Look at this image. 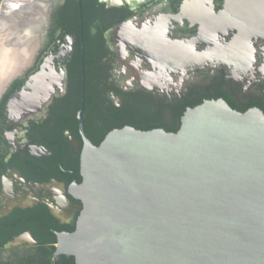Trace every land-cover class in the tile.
<instances>
[{
	"label": "flooded vegetation",
	"instance_id": "af4514ba",
	"mask_svg": "<svg viewBox=\"0 0 264 264\" xmlns=\"http://www.w3.org/2000/svg\"><path fill=\"white\" fill-rule=\"evenodd\" d=\"M45 2L46 15L34 20L38 32L33 44L30 42L32 55L0 89V102L6 97L4 118L0 120V218L19 213L17 210L44 206L59 225L74 230L80 202L69 195L68 187L74 180L80 182L71 166L77 158L79 174L82 140L74 113L75 106L79 107L81 71L78 79L72 62L73 58H80V68L81 47L84 133L87 126L100 131L118 113L127 114L124 119L119 116L116 124L127 118L151 120L159 112V120L153 123L176 125L173 109L209 99L219 92L226 93L237 110L264 109V76L253 77L258 74L251 75L249 68L231 74L222 66L199 68L178 90L147 87L142 82L154 69L161 70L163 66L165 72V68H170L168 62L162 65L160 58H200L206 52V57L211 58L224 54L227 58H254L253 70L264 58V0ZM62 48L66 51L59 55ZM212 49L220 52L212 55ZM49 54L58 56L53 68L63 73L62 87L55 89L40 111L10 118L5 107L7 99L41 69ZM153 58L159 59L156 64ZM138 59L142 61L135 62ZM78 83L77 95L74 89ZM217 98L227 102L223 96L214 99ZM75 122L77 135L72 131ZM51 207L58 216L52 214ZM37 219L40 221V215ZM71 231L54 230V234L56 237L59 232ZM26 232L31 230L15 236Z\"/></svg>",
	"mask_w": 264,
	"mask_h": 264
},
{
	"label": "water",
	"instance_id": "95a60500",
	"mask_svg": "<svg viewBox=\"0 0 264 264\" xmlns=\"http://www.w3.org/2000/svg\"><path fill=\"white\" fill-rule=\"evenodd\" d=\"M6 2L0 1V39L15 46L27 40L29 46L38 32L34 20L18 14L27 24L16 30L25 33L17 40L6 26L10 20L3 18L10 15ZM79 19L81 25L80 11ZM219 58L230 74L252 69L254 63V58ZM194 59L167 58L171 67L164 72L160 66L144 81L167 83L166 74L176 63L192 65ZM80 71L76 118L81 180L68 187L80 211L73 231L56 234L53 264L62 255L72 257L74 264H264V112L257 107L239 111L222 98L204 99L185 108L174 132L124 125L109 130L95 145L83 126L82 47ZM26 85L7 99L9 117H14L10 109L32 112V96L20 99ZM51 212L58 216L53 207ZM36 243L26 232L5 247Z\"/></svg>",
	"mask_w": 264,
	"mask_h": 264
},
{
	"label": "trees",
	"instance_id": "16d2710c",
	"mask_svg": "<svg viewBox=\"0 0 264 264\" xmlns=\"http://www.w3.org/2000/svg\"><path fill=\"white\" fill-rule=\"evenodd\" d=\"M75 56H79L77 52ZM79 59L73 58V72L79 77ZM79 79V78H78ZM15 85V87H17ZM14 87V88H15ZM75 93L79 94V83L75 87ZM9 92V91H8ZM7 92V93H8ZM217 96H223L227 99L228 104L232 108H236L233 101L227 97L226 93L219 92L218 94L209 97L216 98ZM3 97L0 102V120H3L4 114L2 112V107L5 102ZM203 100H198L189 105L181 106L180 108H175L172 110L173 117L175 118L176 125L163 126L161 124H155L152 121L159 120V112H156L151 120L136 121L133 118H127L123 120L122 123L116 124L115 121H118L119 116L123 118L127 113L116 114L114 118L108 119V124L105 125L100 131H96V128L89 127L85 129L86 137L95 145H97L104 135L113 128L122 127L124 125H130L136 129L147 130L156 127H161L166 131H176L179 125V119L186 107H193ZM78 105L74 108V113L77 112ZM244 111V109L239 110ZM264 111V109H263ZM124 119V118H123ZM112 122V123H111ZM73 134L77 135V124L72 129ZM10 165H13V162H9ZM65 165V163H64ZM3 166L2 155H0V171ZM76 175L77 180L80 181L81 177L78 174V159L76 158L74 165L71 166ZM72 175V177L74 176ZM70 177V178H72ZM19 213L13 212L7 217L0 218V264H53V252L54 244L56 242V237L54 230L64 229L71 231L73 228L70 226L59 225L57 220L48 212L47 208L44 206L28 208L24 210H17ZM40 215V221L37 219V216ZM23 230H31L35 241L37 242L34 245L30 246H19L6 248L5 244L10 241L16 234L20 233ZM57 264H73L72 257L61 256Z\"/></svg>",
	"mask_w": 264,
	"mask_h": 264
},
{
	"label": "bare ground",
	"instance_id": "6f19581e",
	"mask_svg": "<svg viewBox=\"0 0 264 264\" xmlns=\"http://www.w3.org/2000/svg\"><path fill=\"white\" fill-rule=\"evenodd\" d=\"M12 4H15L16 7L13 8L11 6ZM5 6H7L8 8L11 6V8H9L10 10L8 9L10 15L6 14L5 17L3 16V18H5L6 20H10V23H7L6 26L9 29V33H13V31L17 33L16 37L18 40V37L20 36L24 37L25 33L24 32L18 33L16 30H19L21 23H24L25 25L27 24L26 23L27 21L22 22L24 17L22 19L20 17V21H19V17H17L18 14L20 15L25 14V17L27 15L30 16L28 20L32 19L31 22H33L35 18L37 19L39 18L38 20H40V17L42 16L41 13L45 12L47 4L45 0H9L8 3L6 2ZM181 15L182 14H180V16ZM180 16H175L174 18H179ZM0 19H1L0 21H2L1 16ZM1 27H2V23L0 24V28ZM27 27L30 28V26ZM27 33H29V31ZM8 42L7 39L5 40L2 38L0 39V89H2V86L7 81L8 78L13 76L15 73H18L20 69L25 64H27L28 58L33 53V47L32 46L30 47V44L31 43L33 44V42H31L29 46L26 45L28 44L27 40L24 41L22 40L21 43L17 41V43H20L18 44V46H15L14 44L13 45L8 44ZM3 46L5 48L4 50H3ZM18 47L19 49L16 50V48ZM261 50L263 51V49ZM65 51L66 48L65 49L62 48L59 55H62L63 53H65ZM56 58H58V56L54 57V55L49 54V56H47L46 59L44 60L41 69L35 74H33V76L31 77V80L27 84L28 86L26 85L27 88L26 89L24 88L21 91L20 99L22 98V101H24L25 98L29 99L30 96H32L33 98L32 100H34L32 101L33 105L32 106L28 105V107L32 109V112L40 111L42 108V104H45L49 94L55 92L56 88L62 87V74L57 73L56 70L53 68V64ZM161 59L168 62L167 58H161ZM141 61L142 59L140 60L138 59L135 62L140 63ZM153 61L156 64L157 59H154ZM222 61L224 60H222L221 58H211L210 55L209 57L201 56L200 58H196L192 60V62H195V64L192 65H186V64L181 65L176 63L175 67L172 70L170 69L171 72L168 71V73L166 74V76L168 77L167 79L169 80L167 83L162 80L160 81L155 79H152V82L149 83L148 81L147 82L142 81V82L143 84H148L147 86H149L150 84L151 85L154 84L160 88L170 87L178 90L180 87L183 86L184 83H186L190 79V77L191 78L193 77L194 71H196V69L201 68L202 65L204 66L203 68L215 69L222 65L221 64ZM255 73H257L258 75H255ZM250 74L255 75L253 77H257L260 75L264 76V58L261 64L255 65L253 70L250 69ZM172 76L177 77L178 81L174 79L172 80L171 79ZM9 107H10V103H9ZM9 112L11 116H14L10 118H15V119H19L22 116L24 117L25 115L32 113V112L27 113V110L25 113H20V112L16 113V110H12V109H10ZM25 238L26 236L22 235V237H20L19 239L23 240Z\"/></svg>",
	"mask_w": 264,
	"mask_h": 264
},
{
	"label": "clouds",
	"instance_id": "9594fccd",
	"mask_svg": "<svg viewBox=\"0 0 264 264\" xmlns=\"http://www.w3.org/2000/svg\"><path fill=\"white\" fill-rule=\"evenodd\" d=\"M11 6H12L13 8H14V7H16V5H15V4H12Z\"/></svg>",
	"mask_w": 264,
	"mask_h": 264
}]
</instances>
